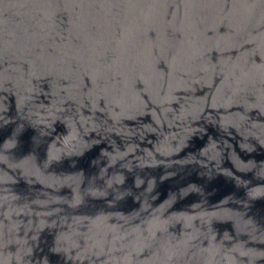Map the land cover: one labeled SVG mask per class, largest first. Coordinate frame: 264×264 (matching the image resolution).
I'll return each mask as SVG.
<instances>
[{"label":"water","instance_id":"95a60500","mask_svg":"<svg viewBox=\"0 0 264 264\" xmlns=\"http://www.w3.org/2000/svg\"><path fill=\"white\" fill-rule=\"evenodd\" d=\"M0 264H264V0H0Z\"/></svg>","mask_w":264,"mask_h":264}]
</instances>
